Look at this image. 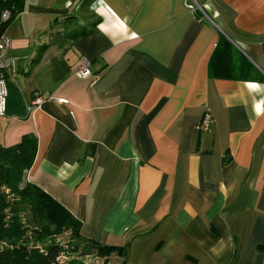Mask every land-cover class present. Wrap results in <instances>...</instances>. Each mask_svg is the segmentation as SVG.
Segmentation results:
<instances>
[{
  "label": "crops",
  "instance_id": "crops-1",
  "mask_svg": "<svg viewBox=\"0 0 264 264\" xmlns=\"http://www.w3.org/2000/svg\"><path fill=\"white\" fill-rule=\"evenodd\" d=\"M6 33L0 146L37 137L23 184L118 263L264 264V0H23Z\"/></svg>",
  "mask_w": 264,
  "mask_h": 264
},
{
  "label": "trees",
  "instance_id": "trees-1",
  "mask_svg": "<svg viewBox=\"0 0 264 264\" xmlns=\"http://www.w3.org/2000/svg\"><path fill=\"white\" fill-rule=\"evenodd\" d=\"M1 2L3 8L12 11L7 28L20 13L23 0ZM36 150L37 137L31 134L23 135L12 146H0V264H56L65 252L60 243L45 244L40 252L31 247V242H45L49 236L61 235L65 230L99 254L126 255V247L84 238L80 233L82 222L61 202L32 181L23 184ZM117 264L129 263L125 259Z\"/></svg>",
  "mask_w": 264,
  "mask_h": 264
},
{
  "label": "built area",
  "instance_id": "built-area-1",
  "mask_svg": "<svg viewBox=\"0 0 264 264\" xmlns=\"http://www.w3.org/2000/svg\"><path fill=\"white\" fill-rule=\"evenodd\" d=\"M190 8L195 9L193 3H189ZM12 11L9 8H3L0 0V118L5 116L7 107V86H6V72L13 65V58L10 55L12 46V37L6 33L5 25L11 20ZM79 77L88 78L93 77L91 70V60L83 57L81 63L76 70ZM52 98L51 95L37 94L27 104L28 111H31L35 106L40 105L46 100ZM213 123V116L209 111H206L202 117L200 129L202 131L210 130Z\"/></svg>",
  "mask_w": 264,
  "mask_h": 264
},
{
  "label": "rangeland",
  "instance_id": "rangeland-1",
  "mask_svg": "<svg viewBox=\"0 0 264 264\" xmlns=\"http://www.w3.org/2000/svg\"><path fill=\"white\" fill-rule=\"evenodd\" d=\"M24 220V219H23ZM25 221V220H24ZM30 234V233H28ZM73 234L69 230H65L61 235L49 236L45 242H31V247L39 249L40 252L45 247V244L51 242L60 243L65 252L60 256L56 264H117L115 259L116 252L99 254L95 249L75 240Z\"/></svg>",
  "mask_w": 264,
  "mask_h": 264
}]
</instances>
